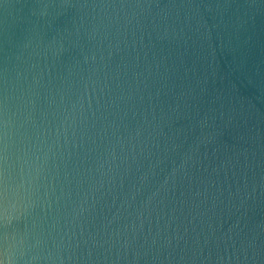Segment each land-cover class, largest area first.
Wrapping results in <instances>:
<instances>
[{
    "label": "water",
    "instance_id": "1",
    "mask_svg": "<svg viewBox=\"0 0 264 264\" xmlns=\"http://www.w3.org/2000/svg\"><path fill=\"white\" fill-rule=\"evenodd\" d=\"M0 264H264V0H0Z\"/></svg>",
    "mask_w": 264,
    "mask_h": 264
}]
</instances>
